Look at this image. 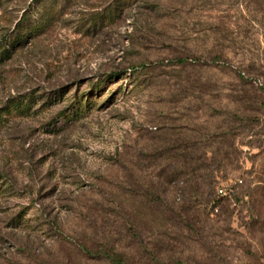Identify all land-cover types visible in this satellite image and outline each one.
Returning <instances> with one entry per match:
<instances>
[{"label": "rangeland", "instance_id": "374dc122", "mask_svg": "<svg viewBox=\"0 0 264 264\" xmlns=\"http://www.w3.org/2000/svg\"><path fill=\"white\" fill-rule=\"evenodd\" d=\"M166 136L219 160L220 203L207 189L187 215L220 252L161 217L151 234L147 207L145 244L169 241L184 264H264V0H0V264L142 256L134 178L176 208L190 185L146 160Z\"/></svg>", "mask_w": 264, "mask_h": 264}, {"label": "trees", "instance_id": "16d2710c", "mask_svg": "<svg viewBox=\"0 0 264 264\" xmlns=\"http://www.w3.org/2000/svg\"><path fill=\"white\" fill-rule=\"evenodd\" d=\"M23 21H21L22 24ZM21 25L18 26V29ZM27 33H20L14 37V40L11 42V48H7L4 50V56L10 57L11 49L14 45L18 44V42L23 43L26 40ZM204 94V93H203ZM204 95L198 96V98H202ZM160 140V145L156 147L153 152L146 153V160H150L149 165L152 162L157 163V167H159V172L156 174L157 177L162 178L163 181L171 185L173 183L186 184L187 181L190 180V185L187 191L182 190V188H178L177 197L180 200H183L180 207H175L172 204L166 203L164 199L161 198V195L164 193V190L161 189V184L156 182H152L150 184V188L142 191L139 186V182H137V178L135 177L132 181V185L135 188V192L137 195H142L143 197L147 196L148 203H141L139 209L136 210V214H134V220H131L129 223L128 231L133 230L134 238H139L138 243L140 244L143 255H139L137 257L131 254L125 253H117L115 254L113 250H110L107 247L102 248V253L104 256L108 258V260L113 264H141L140 260L144 257H147L151 264H184L182 259L181 251H177L175 246H171L169 241L161 242V246L158 244L153 247H149L145 244V241L141 238V234L139 233V219L141 214H143V208L152 214V225L148 228V231L151 234L154 233L155 222L158 219H163L165 224L170 223L171 225H177L179 228L184 227L191 232L195 233L197 239H200L202 245L213 255V257L218 256L220 250L216 245L210 242H206L203 240V233L205 232L206 225L198 226L197 222L189 217L187 214L189 211L194 209L195 203L199 202L200 196H205V192L207 189V196L210 195V200L212 203V207L217 206L220 203V198H211L213 193V185H214V170L211 165L214 162L219 161L214 158V162H208V157L200 156L198 157L196 153V145L195 141L182 140L180 138L171 139L166 136V138H158ZM153 164V163H152ZM183 176H187V181L183 178ZM142 187V186H141ZM151 203V204H150ZM199 223V221H198ZM204 231V232H203ZM167 232H162L161 235L163 237H168ZM170 240H176L175 238L168 237ZM173 247V248H172ZM174 248L176 250H174ZM163 249H169L171 252L167 257H162L161 251ZM177 253L180 256H177ZM218 264H223L222 261L217 260Z\"/></svg>", "mask_w": 264, "mask_h": 264}, {"label": "built area", "instance_id": "2783aa9c", "mask_svg": "<svg viewBox=\"0 0 264 264\" xmlns=\"http://www.w3.org/2000/svg\"><path fill=\"white\" fill-rule=\"evenodd\" d=\"M218 193L221 194V195H231L230 192H228L227 188L226 187H220L218 189Z\"/></svg>", "mask_w": 264, "mask_h": 264}]
</instances>
